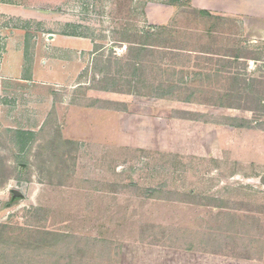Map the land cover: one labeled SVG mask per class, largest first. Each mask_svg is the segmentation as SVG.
I'll return each mask as SVG.
<instances>
[{"label":"rangeland","instance_id":"1","mask_svg":"<svg viewBox=\"0 0 264 264\" xmlns=\"http://www.w3.org/2000/svg\"><path fill=\"white\" fill-rule=\"evenodd\" d=\"M0 2L34 9L0 16V264H264V42L188 0Z\"/></svg>","mask_w":264,"mask_h":264},{"label":"crops","instance_id":"2","mask_svg":"<svg viewBox=\"0 0 264 264\" xmlns=\"http://www.w3.org/2000/svg\"><path fill=\"white\" fill-rule=\"evenodd\" d=\"M188 7L206 18L208 23L217 21L222 27H238L241 34L264 42V0H188ZM33 13L32 7L0 2V16L22 20L31 18ZM19 35L17 30H10L4 39L6 45L0 57V82L21 80L23 58Z\"/></svg>","mask_w":264,"mask_h":264},{"label":"trees","instance_id":"3","mask_svg":"<svg viewBox=\"0 0 264 264\" xmlns=\"http://www.w3.org/2000/svg\"><path fill=\"white\" fill-rule=\"evenodd\" d=\"M139 47H141L142 49H145V48L152 49V47H150L149 45H146V44H142ZM0 235H1V233H0ZM43 236H47V234L45 233V235H43ZM35 239H36L35 242L28 241L25 244L23 243L18 248H16L15 251L22 253V254L29 253V255H31V256L33 255V257H35V255H34L35 252L43 251L41 253V255L39 256V258H41L42 260L47 259L45 254L49 251V249H50L49 247H50L51 243L49 241H46L44 238H40L37 235H36ZM0 244L4 245L7 248L6 258L11 256L12 251H11L10 245H8L7 242H4L1 239H0ZM17 256H18V253H17Z\"/></svg>","mask_w":264,"mask_h":264},{"label":"water","instance_id":"4","mask_svg":"<svg viewBox=\"0 0 264 264\" xmlns=\"http://www.w3.org/2000/svg\"><path fill=\"white\" fill-rule=\"evenodd\" d=\"M51 37V36H50Z\"/></svg>","mask_w":264,"mask_h":264}]
</instances>
